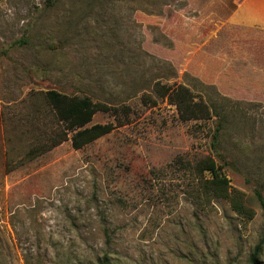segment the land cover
Here are the masks:
<instances>
[{"label": "rangeland", "instance_id": "rangeland-1", "mask_svg": "<svg viewBox=\"0 0 264 264\" xmlns=\"http://www.w3.org/2000/svg\"><path fill=\"white\" fill-rule=\"evenodd\" d=\"M237 2L0 0V264H248L260 241L264 262V26ZM157 81L245 113L225 171L250 219L198 186L214 113L180 120ZM47 89L113 106L89 124L114 128L38 151L63 127Z\"/></svg>", "mask_w": 264, "mask_h": 264}, {"label": "trees", "instance_id": "trees-1", "mask_svg": "<svg viewBox=\"0 0 264 264\" xmlns=\"http://www.w3.org/2000/svg\"><path fill=\"white\" fill-rule=\"evenodd\" d=\"M158 97L167 98L174 104L178 118L182 121L208 119L212 114L216 116L214 128L211 132L209 147L210 154L197 160L194 164V170L199 174L198 186L208 195L217 198H225L229 201L231 208L238 214L250 219L254 212L245 202L243 193L230 184V178L227 176L225 168L234 166L242 155H247L249 146L246 148L245 135H230L229 128L243 126L241 118H246L245 113L238 109V105L233 109L230 101L221 97L214 90L212 94L204 99L201 94H195L187 85L183 83H162L157 81L152 87ZM45 96L48 104L53 109L57 120L63 124L59 134L48 139V142L41 146L42 149H50L67 139L70 133L71 145L73 148H80L103 134L110 132L115 125L112 123H93L89 124L93 114L96 111H117L113 106H108L99 101H93L88 95L76 96L56 89H47ZM223 99V101L221 100ZM208 102H207V101ZM121 122H118L120 124ZM233 139L237 149V154H229L222 149V142L226 137ZM244 138V139H243ZM37 149V148H36ZM33 154L38 153L32 148ZM43 151V150H42ZM227 153V154H226ZM254 197L259 206L264 210V195L258 188L254 189ZM103 234L106 241H109L108 227L103 228ZM262 242L256 243L248 254V264H264L260 258ZM105 261V256L104 259Z\"/></svg>", "mask_w": 264, "mask_h": 264}, {"label": "crops", "instance_id": "crops-1", "mask_svg": "<svg viewBox=\"0 0 264 264\" xmlns=\"http://www.w3.org/2000/svg\"><path fill=\"white\" fill-rule=\"evenodd\" d=\"M236 10L238 18L244 17L249 25L264 26V0H238Z\"/></svg>", "mask_w": 264, "mask_h": 264}]
</instances>
